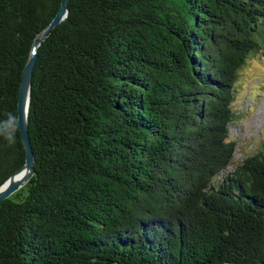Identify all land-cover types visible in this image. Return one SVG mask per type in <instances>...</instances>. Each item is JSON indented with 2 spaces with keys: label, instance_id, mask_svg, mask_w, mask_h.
Returning <instances> with one entry per match:
<instances>
[{
  "label": "trees",
  "instance_id": "1",
  "mask_svg": "<svg viewBox=\"0 0 264 264\" xmlns=\"http://www.w3.org/2000/svg\"><path fill=\"white\" fill-rule=\"evenodd\" d=\"M59 5L0 0V186ZM261 52L264 0H67L37 47L33 174L0 201V264H264V142L234 162L229 132Z\"/></svg>",
  "mask_w": 264,
  "mask_h": 264
},
{
  "label": "rangeland",
  "instance_id": "2",
  "mask_svg": "<svg viewBox=\"0 0 264 264\" xmlns=\"http://www.w3.org/2000/svg\"><path fill=\"white\" fill-rule=\"evenodd\" d=\"M236 89V117L229 132L236 142L233 160L240 162L264 142V52L248 58L237 74Z\"/></svg>",
  "mask_w": 264,
  "mask_h": 264
},
{
  "label": "water",
  "instance_id": "3",
  "mask_svg": "<svg viewBox=\"0 0 264 264\" xmlns=\"http://www.w3.org/2000/svg\"><path fill=\"white\" fill-rule=\"evenodd\" d=\"M67 15V0H60V5L53 18L45 29L34 38L30 54L21 73L19 95L17 102L18 126L21 140L25 149V161L23 165L13 172L0 186V201L6 199L30 179L33 174L34 155L32 152L28 134V109L31 92L33 69L37 57V47L45 36L56 25L60 24Z\"/></svg>",
  "mask_w": 264,
  "mask_h": 264
}]
</instances>
